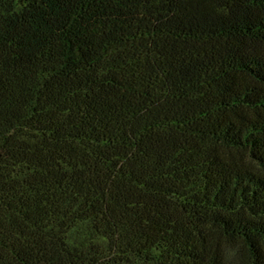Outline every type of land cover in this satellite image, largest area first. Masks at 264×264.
I'll use <instances>...</instances> for the list:
<instances>
[{"label": "trees", "instance_id": "obj_1", "mask_svg": "<svg viewBox=\"0 0 264 264\" xmlns=\"http://www.w3.org/2000/svg\"><path fill=\"white\" fill-rule=\"evenodd\" d=\"M0 264H264V0H0Z\"/></svg>", "mask_w": 264, "mask_h": 264}]
</instances>
